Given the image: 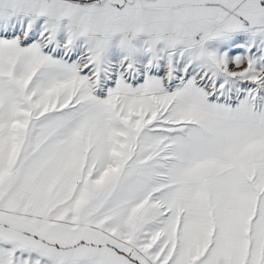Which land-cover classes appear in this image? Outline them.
I'll use <instances>...</instances> for the list:
<instances>
[{"label": "snow or ice", "instance_id": "1", "mask_svg": "<svg viewBox=\"0 0 264 264\" xmlns=\"http://www.w3.org/2000/svg\"><path fill=\"white\" fill-rule=\"evenodd\" d=\"M0 264H264V0H0Z\"/></svg>", "mask_w": 264, "mask_h": 264}]
</instances>
